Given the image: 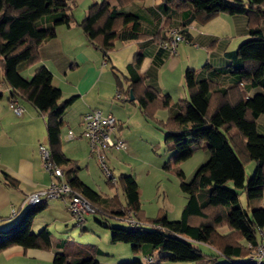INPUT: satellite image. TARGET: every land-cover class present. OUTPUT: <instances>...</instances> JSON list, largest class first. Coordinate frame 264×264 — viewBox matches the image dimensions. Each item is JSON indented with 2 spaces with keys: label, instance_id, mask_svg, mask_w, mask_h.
<instances>
[{
  "label": "trees",
  "instance_id": "1",
  "mask_svg": "<svg viewBox=\"0 0 264 264\" xmlns=\"http://www.w3.org/2000/svg\"><path fill=\"white\" fill-rule=\"evenodd\" d=\"M133 1L118 0L120 8L111 7L107 1L93 4L81 22L88 40L104 52L105 57L109 56L117 41L140 37L136 30L138 15L121 11ZM164 2L168 10L187 11L188 18L181 24L166 26L159 42L168 38L171 26L179 27L186 39L190 37L184 30L186 24L200 20L205 25L222 13L264 16V0H249L248 5L241 0ZM73 7L71 0H0V61L5 80L13 89L12 98L23 97L45 116L48 148L52 160L59 165L76 163L64 154L61 147V118L76 96L60 101L62 91L52 85V73L45 66L37 67L29 80L20 74L19 66L39 61L40 45L55 37L58 26L72 23ZM43 20L49 25H43ZM226 55L232 60L227 67L212 68L207 64L203 70L211 76H238V82L223 86L212 78L200 79L197 70L188 69L185 73L188 97L180 99L175 114L162 122L168 131L166 140L176 144L173 160L189 159L193 155V144L199 142L209 152L208 160L197 169L194 178L190 182L181 180V190L187 200L179 219H168L163 208L153 217L146 216L139 185L131 174L122 173L115 177V181L108 179L109 183L122 188L125 197V205L110 210L100 204L98 192L78 178L70 177L72 167L67 170V182L97 208L95 213L122 223L115 214L130 210L141 222L140 228L129 227L124 222L123 226H108L113 243H129L133 251H142L145 255V261L134 259L118 264H149L155 260L153 250L162 252L158 264L177 261L256 264L248 258L250 249L247 245L257 242V228L264 227V206L248 211L240 203V194L227 184L233 183L235 189L244 191L248 202L262 198L264 193V135L257 130V119L264 113V34L261 29L252 28L250 37ZM141 61L142 55L137 54L127 65L126 73H116L118 92H124L126 100H130L132 90L134 101L139 103L142 112L153 118L158 110L170 108L171 97L144 85L137 72ZM247 84L261 86L263 91L250 97L245 90ZM251 162L255 163V171L248 179L245 167ZM179 175L182 177L183 173ZM5 182L8 186H17V181L9 175H5ZM44 206L43 202L29 206L15 223L0 226V252L14 245L25 249L52 248L46 228L32 232L34 219ZM83 224L75 222L85 229ZM224 228L226 231H222ZM201 245L212 249V254L205 253ZM79 250L82 252L80 256L69 252L56 253L53 264H99L98 255L105 253L94 245H81Z\"/></svg>",
  "mask_w": 264,
  "mask_h": 264
},
{
  "label": "crops",
  "instance_id": "2",
  "mask_svg": "<svg viewBox=\"0 0 264 264\" xmlns=\"http://www.w3.org/2000/svg\"><path fill=\"white\" fill-rule=\"evenodd\" d=\"M71 1L74 3L72 23L58 26L55 37L42 42L40 45L39 61L31 65L21 64L19 72L25 79L29 80L37 67L45 66L52 73V85L62 91L60 101L76 96L61 118L62 150L69 159L76 162L61 165L65 173L64 179H67V170L72 167L73 171L70 172V177L78 178L98 192L101 195L100 204L103 207L115 210L119 205H125V197L119 185L107 181L116 190L114 193H110L111 189L101 187L93 178L95 166L90 168L93 155L90 154L89 141L82 135L84 114L94 109H100L104 114L114 115L117 119V134L124 139L125 125L130 124L131 114L125 111L127 106L121 101L134 102L135 97L133 100H126V94L118 92L116 73L126 72L127 65L133 62L137 54L142 55V61L137 72L143 78L144 85L156 89L161 95H170L171 106L168 109H163L169 111V117L177 111L178 101L188 97V90L185 85V73L188 69L197 70L200 79L212 78L223 86L237 83L238 76L230 74L211 76L208 71L203 70V67L207 64L212 68H224L230 65L232 60L226 53L236 50L241 43L247 40L252 28H260L264 34V16L250 17L244 14L222 13L205 25L200 20L191 21L186 24L184 29L190 37L179 43L177 53L170 54L160 50V37L165 32L166 26L187 21L188 12L168 10L164 0H135L122 7L121 11L133 12L138 15L136 30L140 37L127 41H117L115 47L108 53L109 56L105 57V53L88 40L81 27V22L93 4L107 1L111 7L120 8L118 0ZM241 1L244 5H248L249 0ZM42 23L45 26L49 25L47 20H43ZM126 87L127 84L125 83L124 88ZM245 90L250 97H253L262 92L263 88L247 84ZM12 92V87L5 80L3 64L0 61L1 227L9 226L27 210L30 205L23 203L28 194L47 188L53 180V177L45 170L39 152L40 144L49 146L46 118L23 97L12 98ZM13 100L20 103L23 108L22 114L19 115L14 112L11 107ZM257 130L264 135V113L257 119ZM70 131L74 133L73 139L67 137ZM128 138L132 146V141L129 136ZM125 142L127 143L126 150L113 148L109 154L111 159H116L119 164L125 163L127 156L129 157L127 154L129 152L127 151L128 142L126 140ZM201 147L204 148L200 142L193 144V153L195 149ZM95 162L99 168L98 165L100 164L97 160ZM252 163L246 166L247 176L255 169ZM123 174H131L135 177L139 185L142 209H144L146 216L153 217L160 208H163L168 219L177 220L171 219L163 206L159 207L153 215L148 213V207L143 201V188L135 171ZM5 175L14 178L17 181V186H8L5 182ZM118 189L121 190V193L118 192ZM43 203L45 206L35 217L32 232L36 233L46 228L51 236L52 248L49 250L25 249L21 245H14L0 252V264H53L58 252H69L73 256H80L82 252H80L79 246L81 245H94L105 252L100 256L109 254L104 247L99 246L96 242L72 237L71 225H75V223L67 209V204L63 200L52 198ZM248 205H252L254 208L264 206V193L262 198L248 202ZM12 208L16 209L15 213H12ZM87 222L86 218L83 227L86 228L89 223ZM98 222H90L89 227L92 230H101L104 226ZM103 229H105L103 236L108 237V241L114 244L112 238L109 240L108 226ZM222 231H226V228ZM100 256L97 257L99 264H103ZM133 256L134 258L141 256L142 260L145 257L142 251H134ZM121 261L113 259L110 264H118ZM148 263L154 264L155 260L153 259Z\"/></svg>",
  "mask_w": 264,
  "mask_h": 264
},
{
  "label": "rangeland",
  "instance_id": "3",
  "mask_svg": "<svg viewBox=\"0 0 264 264\" xmlns=\"http://www.w3.org/2000/svg\"><path fill=\"white\" fill-rule=\"evenodd\" d=\"M121 102L127 106L125 111L131 114V121L129 122L130 124L125 125V136H123L124 140L128 142L129 148L127 151L129 152L127 154H129V157L127 156L125 163L123 162L122 164H119L116 159H111L109 152V169L115 177H118L121 173H131L134 170L138 177L139 183L143 188V201L148 207V213L153 215L156 213L159 207L163 206L168 211V215L171 219H178L181 215V209L186 202V194L181 190L180 186L181 180L190 182L194 178L197 169L208 160L207 157L209 158V152L208 150L201 147L195 149L193 155L187 160H173L172 156L176 151V144L172 140H166L168 131L162 123L169 118V111L161 109L154 115L153 118H148L142 112L137 101ZM128 136L132 141V146ZM92 158L93 160H91L90 168L95 166V169L93 168L94 180L101 187L111 189L110 193H114V191H116L115 187L112 188L109 185L107 182L108 177L106 176L105 172L101 169L100 165H98V168L95 164V161L97 160L96 156L93 155ZM252 164L255 166L254 162ZM254 171H252L248 176L246 175L248 179L253 175ZM180 172L183 173L182 177L179 175ZM227 186L230 189L236 190L240 194L239 198L241 199V203L244 208H246L248 211L254 209V206L248 205L247 196L244 191L235 189L233 183H228ZM118 192L121 193V190L118 189ZM87 221L89 223L97 221L102 222V226H104L103 228H106L107 226L124 225L123 222L121 223L114 218H105L100 213L89 215L87 217ZM89 223L85 229L81 228L79 225H71V231L73 232L71 235L76 239L91 241L93 243L96 242V244L99 246L104 247V249L110 255L106 254L105 256H100L103 264H110L113 259H119L125 262H129L127 260L133 261L134 259H142L141 256L134 258V251L131 244H111V242L108 241V237L103 236V231L105 229L102 228L101 230H92V228L89 227ZM109 232V240H111L112 231L110 228ZM106 245L108 247L107 249ZM201 247L205 253L212 254V249H210L208 246L201 245ZM152 253L155 256V263L158 264L162 252L160 250H153ZM162 264L198 263L177 261L163 262Z\"/></svg>",
  "mask_w": 264,
  "mask_h": 264
},
{
  "label": "built area",
  "instance_id": "4",
  "mask_svg": "<svg viewBox=\"0 0 264 264\" xmlns=\"http://www.w3.org/2000/svg\"><path fill=\"white\" fill-rule=\"evenodd\" d=\"M185 40L180 28L171 26L168 29V38L159 43V47L166 49L170 54L177 53L178 45ZM120 97V94H118ZM11 107L17 114L23 113V108L17 100L11 102ZM83 132L82 135L87 138L90 144L91 154L95 155L101 168L108 179L115 181V176L109 169L108 153L111 149H127V143L118 134L117 119L112 114H104L100 109H94L82 118ZM68 139H73L74 133L70 131ZM39 152L43 160L45 170L53 177L49 186L43 190L35 191L28 194L24 199V205L34 206L48 199L56 198L63 200L67 204L71 218L76 223L83 224L85 217L95 213L97 208L80 192L76 187L64 179L63 167L55 163L51 158V151L44 144L39 145ZM16 209L12 208V213ZM115 218L124 222L132 228H140L141 222L137 220L130 210L116 213ZM257 242H249L247 247L250 249L248 258L256 264H264V230L257 228ZM150 260L151 258H147Z\"/></svg>",
  "mask_w": 264,
  "mask_h": 264
},
{
  "label": "water",
  "instance_id": "5",
  "mask_svg": "<svg viewBox=\"0 0 264 264\" xmlns=\"http://www.w3.org/2000/svg\"><path fill=\"white\" fill-rule=\"evenodd\" d=\"M134 99V95L132 93V90L130 91V100H133Z\"/></svg>",
  "mask_w": 264,
  "mask_h": 264
}]
</instances>
